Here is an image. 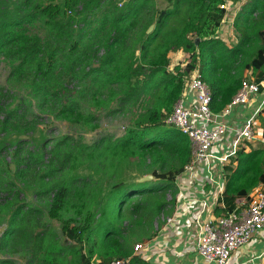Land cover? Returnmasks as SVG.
Here are the masks:
<instances>
[{"label":"trees","instance_id":"16d2710c","mask_svg":"<svg viewBox=\"0 0 264 264\" xmlns=\"http://www.w3.org/2000/svg\"><path fill=\"white\" fill-rule=\"evenodd\" d=\"M164 1L169 7L147 23L151 0H129L121 9L105 8L106 0L23 4L0 22V64L9 68L10 87L0 85V134L30 135L34 122L28 117L37 123L33 109L93 129L99 118L85 113V99L98 100L96 108L112 115L127 105L142 107L121 136H101L92 144L65 135L45 141L43 152L35 153L26 152V139L0 140V251L6 257L21 255L27 264H94V255L100 264L129 258L134 244L156 235L154 223L173 205L175 180L190 162L188 138L164 121L191 74L198 71L208 85L215 114L231 102L245 71L256 84L264 82V0H250L237 13L236 42L230 48L215 38L225 0ZM38 21L43 34L36 31ZM152 23L154 29L147 32ZM178 52L186 62L170 71L169 55ZM72 84H80V90L70 89ZM11 88L29 91L33 103L23 100L11 108L6 104L15 98ZM144 96L146 104L140 102ZM115 102L121 110L110 109ZM258 119L264 136V109ZM8 150L12 174L2 158ZM80 167L109 179L104 195L99 197L103 187L94 175L80 174ZM134 167L139 173L130 181ZM223 170L226 186L217 198L218 217L247 204L251 192L264 185V151L238 149ZM146 175L153 179L135 181ZM41 207L51 219L78 220L75 229L65 231L72 246L61 244L44 224ZM8 259L0 258V264H12Z\"/></svg>","mask_w":264,"mask_h":264},{"label":"built area","instance_id":"2783aa9c","mask_svg":"<svg viewBox=\"0 0 264 264\" xmlns=\"http://www.w3.org/2000/svg\"><path fill=\"white\" fill-rule=\"evenodd\" d=\"M242 1L246 2L239 0L238 3ZM220 8L225 10L222 21L224 23L234 5L225 0ZM259 86L250 75L245 76L231 102L221 113L215 114L211 110V91L200 73L195 71L186 82L181 98L164 121L167 126L173 127L189 140L191 159L180 175L195 180L201 178L203 189L211 186V191L205 195L200 210L194 217V226L195 250L204 261L213 264H227L235 251L264 231V185L253 190L249 202L241 203L242 207L229 215L203 218L210 205L208 199L212 194L218 195L224 191L223 185L218 181L219 174L223 175L224 166L235 156L242 141L252 142L256 139L251 119L239 128L220 122L219 118L228 115L234 107L247 105L250 98L258 94ZM186 91L194 94V102L190 106L185 104ZM230 138L233 140L230 141ZM226 143L232 145L229 150H225ZM141 248L142 245L137 244L134 251L138 252ZM107 264H128V261L118 259Z\"/></svg>","mask_w":264,"mask_h":264},{"label":"crops","instance_id":"0c3cea01","mask_svg":"<svg viewBox=\"0 0 264 264\" xmlns=\"http://www.w3.org/2000/svg\"><path fill=\"white\" fill-rule=\"evenodd\" d=\"M238 6L239 4H234V8L228 14L227 21H229V25L235 20L236 13H238L235 9H238ZM231 16L234 17L233 20ZM231 27L229 26L228 30L227 26L221 34L217 33L220 34L218 37L219 40L223 41L229 48L231 44L233 45L236 42L234 27L233 25ZM247 75H249V72L245 71L244 76ZM193 102L194 94L186 91L185 104L190 106ZM263 109L264 82L260 84L258 94L252 96L247 105L234 107L228 115L219 118L220 122L239 128L248 120L251 119L253 121L256 139L252 142L242 141L238 149H245L246 152L250 149H261L264 151L262 125L258 119ZM232 140L233 138H230V141ZM231 146V144H224L225 150H229ZM200 174L203 176V173ZM224 174V171L222 176L219 174L218 181L225 189L226 178ZM200 179H190L186 175L177 176L175 180L176 194L174 195L173 205L169 206L165 210V214L154 223L156 235L147 241L133 245L131 256L126 259L128 264H213L212 262L204 261L195 250L196 229L194 226V217L197 216L205 195L211 191L210 185L204 189L202 188ZM220 195L212 194L211 198L208 199L210 205L208 210L203 214V218L218 217V209L216 207L221 206L217 203V198ZM168 200H172V197H169ZM137 244L142 245V248L138 252L134 251V246ZM132 258L135 261L130 263L129 260L131 261ZM101 260L100 257L94 255L92 263L94 261L98 263ZM227 264H264V231L253 238L247 245L235 251L229 258Z\"/></svg>","mask_w":264,"mask_h":264},{"label":"rangeland","instance_id":"374dc122","mask_svg":"<svg viewBox=\"0 0 264 264\" xmlns=\"http://www.w3.org/2000/svg\"><path fill=\"white\" fill-rule=\"evenodd\" d=\"M63 0H0V22H2L4 19H6L5 17H8L9 15L12 16L13 13H15L17 10H21V8L23 7V4H41L42 7L44 6H48V4H53L54 5H59L62 4ZM129 0H106L104 4V7H113L116 6L118 9H121L124 4H126ZM246 2H240L237 3L239 4L238 9L236 8V12H239L243 6L245 4H247L248 1L250 0H245ZM235 4V5H237ZM243 4V5H242ZM234 5V4H233ZM229 7L230 4H228ZM169 5L167 4L166 1L164 0H151V2L149 3V7L148 9H146L145 13H147L145 17V23L149 22V19H152L153 17L156 19L158 13L163 10L168 8ZM238 10V11H237ZM231 11V9H230ZM233 12V11H232ZM69 14V12H68ZM237 15V13H236ZM256 16V19L258 20L260 16ZM88 21L92 22L94 20V13L89 14L88 16ZM231 19L233 20L234 17L231 16ZM42 21V20H41ZM38 21L36 22V27H39L40 29H36L37 32H39V34H43L44 31L42 29V22ZM233 25L230 24L229 25V21L224 20V23H222L221 25V30L218 31V33L221 34V32L228 26V30H229V26L231 27ZM155 24L152 23L148 29L147 32H149L148 30H150V28H152L150 30V32L154 29ZM77 29H79V26H77ZM232 29V27H231ZM234 29V28H233ZM217 34V36H215L216 39H219V35ZM71 46V45H70ZM70 46L68 47V50L70 49ZM232 46V44H231ZM78 47H80L78 45ZM76 47V48H78ZM138 54V53H136ZM186 62V55L182 52H178L176 54H171L170 55V68L169 70L172 71L173 68L177 65H182ZM9 72V68L5 65V64H0V85L4 86L8 89H10V87L8 86V84L6 83V77L8 75ZM82 85V84H81ZM81 88L80 84L77 85H71L70 89H74L73 91H79ZM12 89V93L13 96L15 97L14 100H8L6 102V104L11 103V108H13L15 106V104H17V102L19 101H23L26 100L27 101V105L29 102L33 103L32 98L29 96V91L27 90H23L22 88H11ZM148 96H144L142 97V99H140V102H144L145 100L147 101ZM84 103L82 104V108L85 111V113L89 114H94L95 116H97L99 118V121L97 122V125L93 128V129H87L85 127L80 126L78 123H74V122H70V121H60V120H55L53 119L51 116H46L43 114H40L38 110L33 109L34 114L37 117V123L34 121L33 118L28 117L29 121L34 122V130L33 132L28 135V136H23V137H16V136H10V137H6L3 134H0V140L5 139L6 143L10 142H15L18 138H23L26 139L28 141L27 147H26V152L28 151H32L35 153H42L43 149H42V145L45 141L57 138V137H61V136H65V135H71L74 137H80L82 138V141L86 144H92L95 140H97L98 138H100L101 136H105V135H111L113 137H119L123 134L124 130L128 127V125L136 118L137 114L140 113L141 110V104H135L133 107L129 108V105H127L124 108V111L121 113H116V114H109L108 111L106 110H98L99 107L96 108V105L98 104V100L93 99L91 100V102H87V100H83ZM146 101L144 102L146 104ZM118 108L121 110L120 108V104L119 102H115L111 105L110 109L112 110H118ZM3 115V114H2ZM2 115H0V118L2 117ZM12 153L11 150L6 151L2 158L4 157L6 164L9 165L10 168V172L11 174L13 173V163H12ZM78 172L80 174H83L84 176H90V175H94L95 180L99 183V185H101V187H103L100 190V194L99 197L105 194V189L108 187L109 184V179H106L103 175H96L94 174L91 170H89L88 168L85 167H80V169L78 170ZM139 171L137 170L136 167H134V169L129 173L130 176V181L131 179H134L135 177L138 176ZM147 176V175H146ZM179 176V175H178ZM127 177V178H128ZM145 177V176H143ZM141 177V178H143ZM139 178V179H141ZM135 180L136 182H138V180ZM18 188H20V186H18ZM25 197L27 198V200L33 204V206L38 204L36 203L37 200H33L31 194L29 193V191L24 190L23 191ZM98 197V198H99ZM32 200V201H31ZM99 200V199H98ZM43 209V222L44 224H46L51 230H54V232H56V234L59 237V241L61 244H65L66 242H70L69 244L71 245L72 242L69 241L67 239V237L65 236V231H71V229H75L76 228V222L78 221L77 219L73 218V217H65L63 219H58V218H54L51 219L48 217L47 214V209L41 207ZM68 216V215H66ZM3 227H0V235L3 232ZM72 246V245H71ZM23 256L18 255V254H14L12 256L8 255L7 257L1 253L0 251V258H9L8 260H11L12 264H27V261L25 259L22 258ZM96 261H94L93 263H95Z\"/></svg>","mask_w":264,"mask_h":264},{"label":"water","instance_id":"95a60500","mask_svg":"<svg viewBox=\"0 0 264 264\" xmlns=\"http://www.w3.org/2000/svg\"><path fill=\"white\" fill-rule=\"evenodd\" d=\"M151 29H152V28H150V30H151ZM150 30H148V31L150 32ZM152 179H153V177H152L151 175H147V176H145V177L139 179L138 182H139V183L147 182V181H150V180H152Z\"/></svg>","mask_w":264,"mask_h":264}]
</instances>
